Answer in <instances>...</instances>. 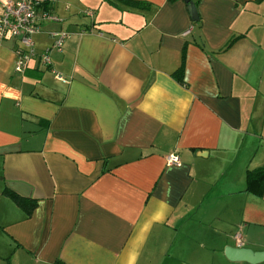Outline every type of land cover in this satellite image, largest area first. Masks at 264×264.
I'll use <instances>...</instances> for the list:
<instances>
[{
	"label": "crops",
	"instance_id": "0c3cea01",
	"mask_svg": "<svg viewBox=\"0 0 264 264\" xmlns=\"http://www.w3.org/2000/svg\"><path fill=\"white\" fill-rule=\"evenodd\" d=\"M136 1L54 0L61 21L33 36L50 63L23 72L17 41L0 40V264L264 251V190H245L264 167V0H190L198 20L185 0Z\"/></svg>",
	"mask_w": 264,
	"mask_h": 264
},
{
	"label": "built area",
	"instance_id": "2783aa9c",
	"mask_svg": "<svg viewBox=\"0 0 264 264\" xmlns=\"http://www.w3.org/2000/svg\"><path fill=\"white\" fill-rule=\"evenodd\" d=\"M53 2L54 0H5L1 3L0 40L10 36L17 41L14 66L16 72H23L35 55L40 56L42 63H50L48 49L42 52L38 51L34 46L33 36L41 30L45 21H61L51 8ZM50 34L54 39L51 48L58 49L61 48L63 40L69 35L67 31L63 30H56ZM56 76L63 79L60 74H56ZM167 162L178 164V156L168 155ZM240 239V236L236 235L238 245L241 244Z\"/></svg>",
	"mask_w": 264,
	"mask_h": 264
},
{
	"label": "trees",
	"instance_id": "16d2710c",
	"mask_svg": "<svg viewBox=\"0 0 264 264\" xmlns=\"http://www.w3.org/2000/svg\"><path fill=\"white\" fill-rule=\"evenodd\" d=\"M122 1H125L129 3L130 5H134L138 7H141L144 4L143 2L136 1V0H122ZM198 18H199L198 13L196 11L194 20H198ZM233 39L230 40L229 43H231ZM183 69H184V53L182 54V59H181V63L179 67L174 72V76L179 82H183ZM245 190L253 191L257 195H262L263 190H264V167L251 169L246 172ZM3 193L9 196L13 201H15L20 207L24 208L26 211H29L34 206V202H31L32 200L19 196L18 194H16L15 192L11 190L4 189ZM28 202H31V204H29Z\"/></svg>",
	"mask_w": 264,
	"mask_h": 264
},
{
	"label": "water",
	"instance_id": "95a60500",
	"mask_svg": "<svg viewBox=\"0 0 264 264\" xmlns=\"http://www.w3.org/2000/svg\"><path fill=\"white\" fill-rule=\"evenodd\" d=\"M188 3V10L192 17L195 18L196 8L192 1L185 0ZM225 256L232 261L243 260L251 264L261 261L264 258V251H253L243 246H226L224 248Z\"/></svg>",
	"mask_w": 264,
	"mask_h": 264
},
{
	"label": "rangeland",
	"instance_id": "374dc122",
	"mask_svg": "<svg viewBox=\"0 0 264 264\" xmlns=\"http://www.w3.org/2000/svg\"><path fill=\"white\" fill-rule=\"evenodd\" d=\"M225 254V253H224ZM227 258V257H226ZM208 259H209V261L207 262L208 264H212V263H215V264H217L218 263V260H217V258H213L212 256L211 257H208ZM228 262V261H227ZM198 263H200V262H198ZM205 264H207L206 262H204ZM204 263H202V264H204ZM224 264H230L229 262L228 263H226V262H223Z\"/></svg>",
	"mask_w": 264,
	"mask_h": 264
}]
</instances>
